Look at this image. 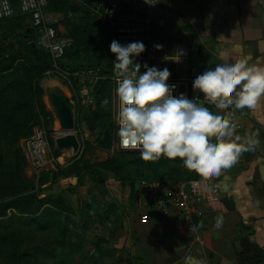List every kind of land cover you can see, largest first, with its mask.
Returning a JSON list of instances; mask_svg holds the SVG:
<instances>
[{
  "label": "trees",
  "instance_id": "trees-1",
  "mask_svg": "<svg viewBox=\"0 0 264 264\" xmlns=\"http://www.w3.org/2000/svg\"><path fill=\"white\" fill-rule=\"evenodd\" d=\"M62 13L66 35L73 38V44L65 54L66 63L60 62L61 67L76 71L86 67H103V73L110 75L113 53L109 50L112 32L109 26L94 16L83 5L73 0H49L47 11ZM71 13L80 14L77 19L69 18ZM55 27L58 25L53 24ZM27 28V32H21ZM0 152L3 153V143L10 140L15 132L22 131L15 140L33 134L32 129L52 121L51 113L47 112L43 102L45 91L42 86L49 71L53 69L54 61L49 51L37 44L38 31L25 15L17 14L11 18L0 19ZM4 35V36H2ZM6 35H12L10 38ZM3 37L9 42L6 43ZM159 38L178 40V36L171 32H161ZM32 38L35 41H32ZM194 42V40H193ZM195 43V42H194ZM198 46V45H197ZM199 47V46H198ZM193 50H190L191 60ZM111 80H101L96 86L97 107L90 109L86 115L88 126L95 124L105 125L103 101L111 95ZM41 115H44L42 118ZM32 126H27V122ZM106 124L97 144L88 146L101 150H111L117 134ZM27 131L23 132L24 129ZM121 150V149H119ZM21 152V150H19ZM133 155L128 160L117 156L105 160L90 162L83 155L76 157L68 166L62 167L60 174L64 177H87L95 185H104L112 176L123 188L130 189V201L136 202L137 186L141 180H160L178 182L182 180H201L204 177L195 171L181 168L180 158L169 159L161 156L156 161H146L141 158L139 150H121ZM0 153V163L3 156ZM58 154L59 150L55 149ZM22 157V156H21ZM25 162L24 156L22 157ZM52 170L43 171L39 178V186L50 182ZM191 173V174H190ZM16 176V174L14 175ZM26 181V180H25ZM24 180L2 177L0 179V245L8 248L9 264H72L73 255L70 246V236L64 232L57 242L33 246L30 249L19 250V240L16 238L13 225L18 224L25 228L33 227L37 231L56 230L62 222L67 220L64 202L59 198L26 192ZM11 214V215H10ZM11 239V240H10ZM12 241V244L11 242ZM59 242V243H58ZM66 252L63 251V248ZM95 256L99 255L97 249ZM9 253V251H8ZM262 257L250 243L243 239V251L239 255V264H261ZM142 264H144L142 262Z\"/></svg>",
  "mask_w": 264,
  "mask_h": 264
},
{
  "label": "crops",
  "instance_id": "crops-1",
  "mask_svg": "<svg viewBox=\"0 0 264 264\" xmlns=\"http://www.w3.org/2000/svg\"><path fill=\"white\" fill-rule=\"evenodd\" d=\"M73 1L82 5L89 0ZM161 1L174 15L167 29L178 40L171 41L193 50L201 72L208 61L222 63L221 52L264 62V0ZM53 15L63 14L47 11L49 22ZM236 122L243 127L240 143L252 142L249 150L219 176L189 181L190 190L206 194V207L197 219L206 246L195 242L176 217L138 210L135 203V213L122 222L123 231L114 239V248L126 252L127 264H188L186 255L200 264H239L243 239L264 264V97L255 109H241ZM214 188L218 193L211 192ZM217 216L224 218L219 229Z\"/></svg>",
  "mask_w": 264,
  "mask_h": 264
},
{
  "label": "clouds",
  "instance_id": "clouds-1",
  "mask_svg": "<svg viewBox=\"0 0 264 264\" xmlns=\"http://www.w3.org/2000/svg\"><path fill=\"white\" fill-rule=\"evenodd\" d=\"M160 2L145 0L153 6ZM153 47L160 50L163 45ZM109 50L115 54L113 67L120 102L117 136L123 148L139 150L146 161H156L162 155L180 158L188 170L202 177L219 176L249 150L252 142L240 143L241 137L234 136L235 124L223 109L256 108L264 97V62L221 52L219 59L223 62L208 61L205 70L192 81L193 91L202 94V99H189L185 92L174 95L178 85L168 83L172 75L168 67L137 61L146 51L142 41L121 44L114 39ZM223 223L224 218L217 216L215 227L219 229ZM185 260L200 264L188 255Z\"/></svg>",
  "mask_w": 264,
  "mask_h": 264
},
{
  "label": "rangeland",
  "instance_id": "rangeland-1",
  "mask_svg": "<svg viewBox=\"0 0 264 264\" xmlns=\"http://www.w3.org/2000/svg\"><path fill=\"white\" fill-rule=\"evenodd\" d=\"M80 4V3H76ZM50 13H52L49 10ZM80 14L71 13L69 18L77 19ZM50 22L58 26H64V15L50 16ZM55 22V23H54ZM65 27V26H64ZM65 28V32H66ZM21 32H27V28ZM0 34H2L0 32ZM4 36V35H2ZM10 38L12 35H6ZM3 40L9 42L3 37ZM32 41H35L32 38ZM193 60V59H192ZM194 63L195 60H193ZM64 60L62 63H66ZM59 72H51L47 74V78L43 81L42 86L45 91L43 102L46 104L47 112L51 113L53 118L50 124L45 125L47 132V140L49 146L46 148L45 157L49 161L54 157L56 160L51 164H47V168L54 173L50 176V182L44 186H39V178L37 171L27 161L23 144L26 140L35 135L37 129L43 126V122L33 127V134L28 137H22L15 140L22 131L15 132L11 139L3 143V163H0V179L2 177L19 178L24 180L26 192L38 194L41 198L45 196H52L59 198L64 202L67 212L63 215L67 220L62 222L61 227L56 230L49 229L47 231H37L35 228H28L27 233H23L25 228L20 227L17 223L13 225L16 238L19 240V250L30 249L36 245L46 243H54L59 240V237L66 232L70 236V246H66V250H71L73 255L72 264H127L126 252L114 248V239L116 234L123 230L122 222L127 221L128 217L135 213V203L130 201V189L123 188L121 184L112 176L104 185L97 186L90 182V180L82 176L79 180L77 177H64L60 174L62 167L68 166L76 157L83 155L85 159L90 162L105 160L111 156H117L121 159L128 160L133 157L129 152H123L115 146L111 150H101L97 147L88 146V144H97L98 139L101 138L106 124L109 129H113L114 136L118 131V113L119 105L116 99L115 88L111 84V95L103 101L105 112V125L95 124L94 127L88 126L86 115L89 110H94L97 107V96L95 104L89 107L78 104L77 96L80 97L79 87H76V93L68 90L65 83L64 74L69 72V69L61 67L59 63ZM102 67V66H97ZM96 67V68H97ZM87 68V67H86ZM84 68H81V70ZM80 70V69H79ZM68 92H66V90ZM50 91L64 93L72 105L74 115V128L71 130L80 143L79 150L74 151L73 148L68 150H59L56 145V140L64 136L66 131L63 129L61 123L56 117L53 108L50 106L48 93ZM42 118L44 115H41ZM27 126H32L31 122H27ZM27 131L26 129L23 132ZM55 149L59 153H55ZM21 150V152L19 151ZM24 156L25 162L22 157ZM60 159V160H58ZM182 169L188 170L185 166ZM16 174V176H14ZM43 174V172H41ZM40 174V175H41ZM191 174V173H190ZM26 180V181H25ZM190 180H182V182H189ZM137 201V200H136ZM11 215V214H10ZM127 218V219H126ZM11 240V239H10ZM12 244V241H10ZM59 243V242H58ZM5 246L0 245V264H9L8 256L10 254V244ZM64 252V247L62 248ZM97 249L101 252L95 256ZM9 251V253H8ZM27 264H32L27 262ZM139 264V263H138Z\"/></svg>",
  "mask_w": 264,
  "mask_h": 264
},
{
  "label": "built area",
  "instance_id": "built-area-1",
  "mask_svg": "<svg viewBox=\"0 0 264 264\" xmlns=\"http://www.w3.org/2000/svg\"><path fill=\"white\" fill-rule=\"evenodd\" d=\"M149 2L155 4L158 0H149ZM48 5L49 0H0V19L11 18L17 14L27 16L32 26L38 31V46L52 55L54 65L48 74L60 73L59 63L65 60L66 51L73 44V38L66 35L64 28L55 27L47 20ZM82 5L109 26L112 40L115 39L121 44L142 41L146 45V51L137 57V61L141 64L146 62L149 66L156 65L158 68L168 67L172 73L168 83L178 85L174 95L185 92L189 99H202V94L192 89L193 79L202 72L200 67L191 60L189 48L167 38L158 37L161 32H168L167 26L174 17L168 5L161 1L153 6L146 4L145 0H89L83 1ZM154 44H162L163 48L157 50L153 47ZM181 51L185 53L182 56ZM114 59L113 53L110 75L103 73V67H87L65 72L67 89L76 93V87H79L80 97L76 98L78 104L86 107L95 104L96 86L101 80L110 79L116 93L118 77L113 67ZM178 59L180 60L176 61ZM143 71L142 67L141 72ZM116 99L120 107L117 93ZM223 111L235 124L234 136L238 135L243 129L242 125L236 122L241 110H236L234 106H226ZM43 124L37 129L35 135L23 144L27 161L37 171L38 178L41 172L50 170L47 164H52L56 160L52 157L48 161L45 157L49 142L45 123ZM115 146L117 149L131 150L121 146L118 136ZM137 191L138 210L156 213L164 218L176 217L180 222L185 223L187 230L194 235L195 242L202 247L206 246L199 227H194L198 224L197 219L206 207V194L190 190L189 182L146 179L139 182ZM211 192L216 194L218 189L214 188Z\"/></svg>",
  "mask_w": 264,
  "mask_h": 264
},
{
  "label": "water",
  "instance_id": "water-1",
  "mask_svg": "<svg viewBox=\"0 0 264 264\" xmlns=\"http://www.w3.org/2000/svg\"><path fill=\"white\" fill-rule=\"evenodd\" d=\"M48 98L53 102V111L63 126V129L66 131L64 136H61L56 140L57 148L61 151L71 148H73L74 151L79 150L80 143L78 138L71 133V130L74 128V115L69 99L64 93L53 91L48 93Z\"/></svg>",
  "mask_w": 264,
  "mask_h": 264
},
{
  "label": "bare ground",
  "instance_id": "bare-ground-1",
  "mask_svg": "<svg viewBox=\"0 0 264 264\" xmlns=\"http://www.w3.org/2000/svg\"><path fill=\"white\" fill-rule=\"evenodd\" d=\"M49 102H50V106L53 107V105H52L53 102L51 101L50 98H49ZM59 124H60V121H59Z\"/></svg>",
  "mask_w": 264,
  "mask_h": 264
}]
</instances>
